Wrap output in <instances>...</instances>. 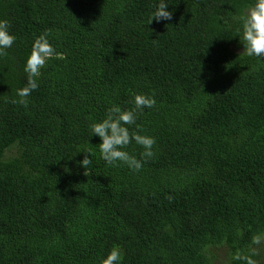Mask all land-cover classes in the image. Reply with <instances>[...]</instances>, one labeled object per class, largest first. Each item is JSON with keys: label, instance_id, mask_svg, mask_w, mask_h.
Segmentation results:
<instances>
[{"label": "trees", "instance_id": "obj_1", "mask_svg": "<svg viewBox=\"0 0 264 264\" xmlns=\"http://www.w3.org/2000/svg\"><path fill=\"white\" fill-rule=\"evenodd\" d=\"M154 2L0 0L19 37L0 57V264H100L117 245L123 264L264 256V61L238 36L249 0H169L172 19L148 25ZM44 31L66 59L14 104ZM138 93L157 100L137 120L155 155L108 167L89 125Z\"/></svg>", "mask_w": 264, "mask_h": 264}, {"label": "clouds", "instance_id": "obj_2", "mask_svg": "<svg viewBox=\"0 0 264 264\" xmlns=\"http://www.w3.org/2000/svg\"><path fill=\"white\" fill-rule=\"evenodd\" d=\"M169 0H155L152 10L148 15V25L153 20L170 21L173 17V10L169 9ZM240 29L238 36L244 45V52L248 57H256L264 61V0H249L246 9L239 15ZM51 33L44 31L34 36L31 42L30 52L24 58L23 72L27 74L26 83L15 90L12 103L25 107L29 104V98L39 89L44 76L45 69L50 61L55 59H66V54L57 50V47L50 40ZM19 37L12 31L11 21L7 18H0V57L10 55L9 50L17 44ZM131 108L123 107L113 103L105 109L104 115L90 123L91 136L99 137L100 158L108 167L126 166L133 172H140L149 158L155 155L154 145L156 138L143 133L141 126L137 123L139 114L145 109H152L156 106L155 94L138 93L133 96ZM135 126V127H133ZM140 146L143 151L139 157L127 149L132 144ZM85 153L79 165L85 170L92 164L93 152L91 149H84L78 153ZM261 243L259 236L252 238L253 245ZM255 247L247 251L236 250L231 255L233 264H258L254 258L258 255ZM124 256L120 246H113L106 255L100 258V264H123Z\"/></svg>", "mask_w": 264, "mask_h": 264}, {"label": "rangeland", "instance_id": "obj_3", "mask_svg": "<svg viewBox=\"0 0 264 264\" xmlns=\"http://www.w3.org/2000/svg\"><path fill=\"white\" fill-rule=\"evenodd\" d=\"M11 152H12V153L17 152V148L14 147V148L11 150ZM258 264H264V256L259 257Z\"/></svg>", "mask_w": 264, "mask_h": 264}]
</instances>
